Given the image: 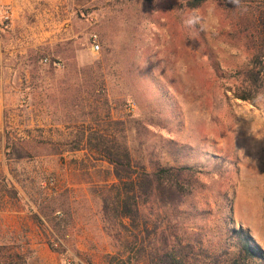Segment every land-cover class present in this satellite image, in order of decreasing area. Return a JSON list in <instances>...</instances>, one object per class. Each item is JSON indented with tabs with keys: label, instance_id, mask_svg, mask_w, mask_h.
I'll return each instance as SVG.
<instances>
[{
	"label": "rangeland",
	"instance_id": "obj_1",
	"mask_svg": "<svg viewBox=\"0 0 264 264\" xmlns=\"http://www.w3.org/2000/svg\"><path fill=\"white\" fill-rule=\"evenodd\" d=\"M186 1L0 0V264L120 262L111 258L115 245L100 213L101 190L114 182L110 165L83 143L75 150L85 118L73 107L74 96L84 93L76 85L92 76L96 94L88 102L101 112L103 100L110 101L111 118L124 119L134 161L147 164L161 136L200 154L210 171L199 179L207 187L199 199L206 212L184 228L218 247L226 230L219 227L220 203H229L231 226L264 253V106L222 92L240 85L237 73L248 67L249 53L231 41L225 9L219 35L182 29ZM144 71L173 96L178 125L167 109L150 110L157 90ZM134 95L140 105L125 101ZM84 113V125L93 124L94 115Z\"/></svg>",
	"mask_w": 264,
	"mask_h": 264
},
{
	"label": "trees",
	"instance_id": "obj_2",
	"mask_svg": "<svg viewBox=\"0 0 264 264\" xmlns=\"http://www.w3.org/2000/svg\"><path fill=\"white\" fill-rule=\"evenodd\" d=\"M219 3L228 12L226 23L229 34L234 35L231 41L239 40L249 53L248 67L237 73L240 85L234 89L222 87V92L225 95L232 92L235 98L254 104L253 98L264 82V0H241L246 11L234 10L235 6L225 0ZM201 4L202 0H187L183 6L192 9ZM127 77L134 81L130 71ZM148 77L157 90L149 102L150 110L153 114H165L168 110L172 114L168 117L171 123L178 125L181 119L173 96L155 76ZM95 80L92 76L76 85L84 93L82 98L74 96L77 105L74 103L73 107L85 118H81V126L76 129L75 150L83 143L99 160L110 165L109 175L114 182L101 190L100 213L103 231L115 245L111 258H120L115 264H264V253L251 237L231 226L229 203H220L223 221L219 227L226 230L218 247L203 245L199 234L184 228L186 222L192 223L206 212L200 207L199 199L207 187L199 179L210 171L200 164V154L188 145L161 136L159 150L152 146L147 164L142 159L134 161L126 124L121 117L111 118L110 101L103 100L101 112L97 105L88 102L96 94ZM125 99L140 105L135 95ZM85 109L90 116L94 115L93 124L88 126L84 125L88 123ZM147 123L157 125L152 119ZM158 125L161 126L160 121ZM210 158L216 161L213 164L216 163L218 170L223 169V162L217 156Z\"/></svg>",
	"mask_w": 264,
	"mask_h": 264
},
{
	"label": "clouds",
	"instance_id": "obj_3",
	"mask_svg": "<svg viewBox=\"0 0 264 264\" xmlns=\"http://www.w3.org/2000/svg\"><path fill=\"white\" fill-rule=\"evenodd\" d=\"M235 6L234 10L246 11L242 8L241 0H225ZM219 0H202L199 7L192 8L180 18V27L192 32L212 33L219 35L223 23L225 21L224 9ZM219 46L223 49H230V45L224 41L219 42ZM235 51V49H231ZM255 103L264 106V91L258 92L253 98Z\"/></svg>",
	"mask_w": 264,
	"mask_h": 264
},
{
	"label": "crops",
	"instance_id": "obj_4",
	"mask_svg": "<svg viewBox=\"0 0 264 264\" xmlns=\"http://www.w3.org/2000/svg\"><path fill=\"white\" fill-rule=\"evenodd\" d=\"M2 30V28H0V31ZM1 45V43H0ZM0 50H1V46H0ZM0 56H1V52H0ZM4 95L0 92V157L2 154V147H1V143H2V136H3V132H4Z\"/></svg>",
	"mask_w": 264,
	"mask_h": 264
},
{
	"label": "built area",
	"instance_id": "obj_5",
	"mask_svg": "<svg viewBox=\"0 0 264 264\" xmlns=\"http://www.w3.org/2000/svg\"><path fill=\"white\" fill-rule=\"evenodd\" d=\"M4 20H8V15H5L4 16ZM93 40H92V43H91V50H92V52H94V53H97L99 50H100V45H99V43L96 41V36H93ZM44 61L46 62L47 61V59H44ZM53 183H54V180H53V178H49L48 180H47V184H45V185H49V186H51V185H53Z\"/></svg>",
	"mask_w": 264,
	"mask_h": 264
}]
</instances>
